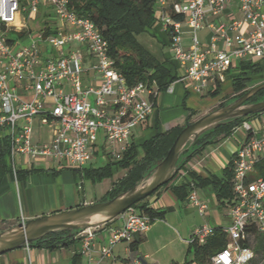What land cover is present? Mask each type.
Listing matches in <instances>:
<instances>
[{
	"label": "built area",
	"instance_id": "1",
	"mask_svg": "<svg viewBox=\"0 0 264 264\" xmlns=\"http://www.w3.org/2000/svg\"><path fill=\"white\" fill-rule=\"evenodd\" d=\"M154 1L157 21L185 71L178 80H189L197 92H206L241 62L264 58V0ZM233 2L236 9H227ZM30 21H41L37 32ZM206 27L210 36L203 43L198 33ZM154 85L127 84L108 40L91 18L70 8V0H0V136L10 139L9 164L16 180L22 161L67 160L85 166L100 137L108 154L120 157L134 129L154 112L155 103L147 97L159 93ZM167 89L173 91V83ZM36 121L53 129L50 141H33ZM242 127L246 137L234 155L232 179L236 201L229 207L231 223L223 227L229 243L211 256L210 264H250L254 250L245 245L248 229L264 232V175L255 176L264 160V125L254 127L244 120ZM188 177V170L180 169L174 183ZM193 185L189 200L203 213L207 204ZM121 215L124 222L110 230L109 246L101 248L103 257L116 243H131L150 229L152 218L135 206ZM214 232L202 225L191 241H205ZM95 236V228L76 235L82 241L80 252L90 261ZM132 263L159 264L148 263L142 255L134 256Z\"/></svg>",
	"mask_w": 264,
	"mask_h": 264
},
{
	"label": "crops",
	"instance_id": "2",
	"mask_svg": "<svg viewBox=\"0 0 264 264\" xmlns=\"http://www.w3.org/2000/svg\"><path fill=\"white\" fill-rule=\"evenodd\" d=\"M227 9L235 10L236 2L228 4ZM185 29L188 30L187 27ZM201 31L204 33L201 41L207 43L210 36L209 28L206 27ZM160 32L164 34V38H162V44L164 45L162 51L167 49V47L172 48L169 35L162 27ZM189 41V34H187L185 43L188 44ZM163 52V57L160 59L166 60V66L177 76L173 82V91H169L168 89L159 91L154 99L155 109L153 114L134 129L130 142L134 141L137 144H141L158 131H167L175 126L184 125L191 115V111L195 113L201 111L203 114H206L217 108L227 97L234 95L232 79L239 72V65L231 68L222 81L212 83L206 92L199 93L191 87L189 80H178L184 76L185 71L176 62L173 52L170 49L167 51L164 50ZM248 61L258 62L261 66V72L257 73L259 77H255L256 82L248 83L249 89L264 82V58H254ZM217 87L220 90L217 96L209 94L210 91L215 90ZM262 114L254 118H260ZM35 123L37 125L34 127V142L41 143L50 141L54 134L53 129L40 125L38 121ZM245 137V133L238 136L235 146H229L227 144L216 149L219 151L220 156L212 152L207 153L206 147L202 153L194 156L187 163V170L196 171L203 176H208L209 174L222 175L224 167L233 158V155L242 145ZM95 148V153L101 152L103 155L111 156L108 154L107 149L109 147H107V143L103 137H100ZM91 160L83 167L88 166ZM36 161L32 160L28 163L22 161L19 169L35 167L42 169V171L31 173L21 179L16 180L11 173L5 175L0 173V231L19 222H27L52 213L99 202L96 197L89 199L84 190L83 193L80 192V180H78V176L81 178L83 176L73 169L76 166L70 164V167H66L63 166V162L56 161V164L62 165L59 169L55 168V163H49L46 166ZM69 169L72 172L68 171ZM92 183L95 184L93 181ZM82 184L84 185L83 182ZM174 185L177 184L174 183ZM110 187L105 190L104 194ZM196 190L200 200L207 204V208L203 213L199 211L197 206L190 202L189 196L184 199L179 198L171 186L164 187L159 192L147 198L149 206L165 212L164 217L158 218L162 219L160 226H165L176 233V235H179L180 240L188 248L194 232L200 226L207 224L216 229L226 227L231 223L229 207L219 203L214 188L196 187ZM192 216H195V219H192ZM123 222L124 217L120 215L108 224L95 228L96 236L92 244L91 261L88 255H83L80 252L82 245V241L80 240L78 248L49 250L43 247L27 245L1 254L0 264H133L132 258L139 255L144 256L148 263L171 264L173 261L183 263L188 260L184 256L183 248L180 252L175 249L168 250V254L165 257H161L158 256V252L161 249L151 254H143L144 247H140L139 245L136 250H132L130 243L125 241L116 243L112 247V253L109 256L103 257L101 255V248L103 246H109L108 237L110 230L114 227L121 226ZM152 223L150 229L145 234L136 235L135 238L142 237L143 240L147 238L148 240L159 239L162 236L161 229L160 227L157 228L155 223ZM188 234H190L189 239L185 236ZM76 252H80L81 257H74Z\"/></svg>",
	"mask_w": 264,
	"mask_h": 264
},
{
	"label": "trees",
	"instance_id": "3",
	"mask_svg": "<svg viewBox=\"0 0 264 264\" xmlns=\"http://www.w3.org/2000/svg\"><path fill=\"white\" fill-rule=\"evenodd\" d=\"M154 4V0H70V8L78 14L91 18L102 35L108 40L109 52L115 60V66L124 74L129 86L132 87L140 82H145L149 86H152L156 82L154 87L158 91H162L167 89L177 76L166 66V60H161L154 55L137 39L138 34L152 29L157 22ZM175 18L182 19V16H176ZM238 69L239 72L232 79L234 95L227 97L217 107L228 104L245 94L248 90V81L251 80L252 74L261 72L260 63L254 61H243L239 64ZM219 92V87H217L215 90L210 91L209 94L217 96ZM155 97V95L149 96L152 101H154ZM263 99L264 89L260 90L249 102ZM193 113L195 112L193 111ZM257 115L259 114L239 117L207 131L181 156L180 169H187V163L194 156L202 153L208 145L217 144L229 138L237 126L244 120ZM191 122L190 117L184 125L175 126L167 131H158L141 144L132 141L120 157L114 158L110 156L113 160H110L105 165L98 167L86 166L83 168L73 167V169L84 178H89L95 183L105 178H111L115 168L126 169L127 172L122 177L112 181L110 189L98 201L111 199L133 187L143 176L150 172L167 155L175 138L185 125ZM234 155L224 167L222 175L209 174L208 176H203L196 171L188 169L189 177L186 180L174 185L176 174L172 181L157 189L152 195L164 187L171 186L174 193L179 198L184 199L190 195L193 183L195 188H214L219 203L230 207L236 201L232 189ZM9 156L10 139L7 135L0 136V173L2 175L7 173L12 174ZM257 169L259 175H264V160L258 163ZM39 171H42V169L35 167L19 169L18 179ZM150 196L135 203L133 206L139 208L142 213L150 215L152 220L164 217V211L157 210L148 205L147 198ZM78 232L79 230L50 233L44 238L34 241L29 246L43 247L49 250L78 248L80 243V239L76 237ZM252 236L257 239L255 245L251 243ZM142 241V237L135 238L130 243L132 250H136ZM228 243L229 237L224 232L223 227L216 228L214 234L205 241L194 239L190 242L188 248V252H192L190 260H186L183 263L173 261L171 264H210L211 256L226 248ZM246 244L254 250V257L250 261V264H258L256 255H264V232H258L254 228L248 229V237L245 240ZM74 257H81V253L76 252Z\"/></svg>",
	"mask_w": 264,
	"mask_h": 264
},
{
	"label": "water",
	"instance_id": "4",
	"mask_svg": "<svg viewBox=\"0 0 264 264\" xmlns=\"http://www.w3.org/2000/svg\"><path fill=\"white\" fill-rule=\"evenodd\" d=\"M262 89H264V82L249 88L245 94L228 104L219 106L185 125L175 138L167 155L128 190L105 201L52 213L27 222H19L1 230L0 255L30 245L50 233L99 228L116 219L135 203L172 181L181 168V156L207 131L239 117L264 113V99L249 102Z\"/></svg>",
	"mask_w": 264,
	"mask_h": 264
},
{
	"label": "rangeland",
	"instance_id": "5",
	"mask_svg": "<svg viewBox=\"0 0 264 264\" xmlns=\"http://www.w3.org/2000/svg\"><path fill=\"white\" fill-rule=\"evenodd\" d=\"M22 4L24 5V2ZM21 15L23 16V15H25V13L22 12ZM40 23H41V21H30L29 27L33 30V32H37L38 26L40 25ZM160 29H161V25L157 21L152 29H149L147 31H144V32L138 34L137 39L142 45H144L154 55H156L159 58H162L163 54H164V52H163L164 50L167 51L168 49H170V51L173 52V48L167 47V49H164L162 51V49L164 47V45L162 44L163 43L162 38H164V34L162 32H160ZM198 34H199L200 39L202 40V36L204 34L203 31H199ZM25 41L26 40H24L23 43H25ZM84 56H85L86 61L89 63L90 62L89 57L86 54ZM91 74H92V71H90L88 73V75H91ZM252 77L253 78L250 81H248V83H255L256 82L255 80H256V78L259 77V74H257V73L252 74ZM192 112L193 111H191V115L189 116V118L191 117L192 122L197 120L201 116L205 115L201 111L199 113H193V114H192ZM247 120L254 127L262 126V125H264V113L260 116V118L252 117V118H249ZM36 125L37 124L35 123L34 127H36ZM243 133H245V130L242 127V123H241L239 126H237L236 130L234 131V134H232L229 138L222 140L220 143L208 145L207 146V153L212 152V153L220 156L219 151L216 149H219L220 147H222V145L224 146L227 144H229V146H235L236 138ZM108 149H107V151H108ZM110 160H113V159L111 157H108L107 155H103L101 152H99V153L93 152L92 160L88 164V166L98 167V166L107 164ZM36 162L40 163V164L43 163L46 166L49 165V163H55L54 164V165H56L55 168L62 167V165L60 166V164L59 165L56 164L57 162L54 160L45 161L44 159H38ZM63 166L70 167L69 161L64 160ZM68 171H71V170L69 169ZM126 172H127L126 169L115 168L114 173H113L111 178H105L100 182H96L95 184H93L89 178H84V177L81 178L80 176H78V178H79L78 180H80V183H79L80 184L79 185L80 186V192L83 193V190H84L86 196L89 199H93L94 197H96L99 200L101 198V195L104 194L105 190L110 187L111 182L118 179L119 177H122ZM255 176H259V174L256 173ZM82 182L84 183V185L82 184ZM196 213H197V211H196ZM191 218L195 219V216H192ZM161 221H162V219L155 218L152 224L155 223V225H157V228L160 227L161 232H162V236L159 239H155V240H153V239L148 240V238L144 239L142 241V243L140 244V247H144V250L142 251L143 254H145V253L151 254L152 252H155L156 250L161 249L158 252V256L165 257L166 254H168L167 253L168 250L175 249L176 251L180 252L183 248L184 254H185L184 256H186V258L188 260H190L192 258V252H188V250H187L188 246L186 244H184L180 240L179 235H176V233L172 232L171 229L166 228L165 226H160ZM189 235L190 234L185 235V236H187V238L189 239ZM251 243L253 245H255L257 243V239L254 236L251 237ZM256 260H257L258 264H264V255H262V254L256 255ZM190 264H193V263H190Z\"/></svg>",
	"mask_w": 264,
	"mask_h": 264
}]
</instances>
